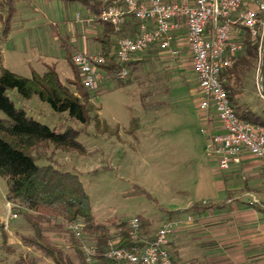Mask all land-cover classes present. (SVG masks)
I'll use <instances>...</instances> for the list:
<instances>
[{"label": "rangeland", "instance_id": "rangeland-1", "mask_svg": "<svg viewBox=\"0 0 264 264\" xmlns=\"http://www.w3.org/2000/svg\"><path fill=\"white\" fill-rule=\"evenodd\" d=\"M16 7L12 30L0 42L2 65L30 77L32 71L40 74L46 65L55 64L61 82L75 90L68 83L73 80L72 69L54 31L71 36L73 25H81L76 21L77 13L86 11L82 12L79 3L66 4L61 0H19ZM179 54L177 58H169L163 52L155 53L148 61L138 63L130 83L117 87L112 81L99 83L101 90L93 92L91 97L94 107L91 115L98 114L111 130L100 132L91 120L78 135L84 154L56 149L52 155L57 167L77 174L97 221L112 216L128 220L141 215L152 222L153 234L165 220L167 210L182 209L194 202L220 201L225 197L224 187L231 188L230 183L234 186L233 196H241L251 206L264 209V182L259 169L255 174L235 175L227 184H222L224 172L216 169V162L206 152L207 139L202 130L207 125L197 106V90L190 91L195 80L190 61L186 55ZM258 73L264 77V56L259 70L256 57L246 76L245 95L240 99L255 111L264 110V101L255 88ZM7 94L16 107L50 128L81 126L68 120L67 113H55L37 96L23 100L15 90H8ZM4 117L0 110V118ZM47 163L51 162L37 160L38 165ZM134 186L145 193H129ZM6 191V180L0 175V218L3 220L11 215ZM173 220L187 222L184 215ZM9 222L19 224L21 218L17 216ZM111 231L115 228L111 227ZM8 232L9 243L16 250L11 254L0 253V263L31 253L39 258L40 264H52L39 252L21 244L20 234L26 233L25 229L10 228ZM50 236L58 247L68 250L65 237ZM183 257L178 255L179 264L189 262Z\"/></svg>", "mask_w": 264, "mask_h": 264}, {"label": "trees", "instance_id": "trees-1", "mask_svg": "<svg viewBox=\"0 0 264 264\" xmlns=\"http://www.w3.org/2000/svg\"><path fill=\"white\" fill-rule=\"evenodd\" d=\"M18 1L0 0V42L6 40L12 30ZM61 1L66 4L79 3L90 13L91 23H101L104 26L105 33L99 39L100 50L97 53L104 58V62L99 65L102 69L101 85L105 81L114 82L116 87L132 82L137 64L148 61L158 51L156 48L155 50L149 48L145 51L151 53L150 56H145L144 52H141L140 58L137 54L125 63L118 62L115 57L116 39L119 36L135 35L137 21L134 17L127 16L122 30L117 32L110 24L100 21L99 14L103 6L100 1ZM54 36L72 69L73 80L68 83L72 84L75 90L61 82L55 64L46 65L40 74L32 71L30 77H25L2 65L0 51V110L5 115L4 118H0V175L6 180L5 198L11 204L10 212L21 218L19 224L0 220V253L11 254L16 250L15 246L9 243L10 228L25 229L27 232L20 234L21 244L39 252L42 258L49 259L52 264H86L79 241L68 230L71 222L81 223L85 240L96 246L99 257L102 256L105 241L109 238L120 236V245H131L135 241L128 235L127 220L112 216L105 221H97L91 209L89 196L77 174L60 169L53 159L52 155L56 149L85 153L78 135L91 120H94L95 128L100 132L110 129L98 118V114L91 115L94 110L91 97L93 92L100 91L101 88L97 86L91 90L84 85L80 71L73 62L77 51L70 35L55 30ZM244 45L243 52L235 58L232 66L221 72L220 80L237 116L250 123L264 126V110L255 111L247 102L240 100L246 92V76L252 70L257 57L256 44L248 36L244 37ZM123 69H127L125 77L120 76ZM134 79H137L136 76ZM8 90H15L18 98L23 100L37 96L41 101L48 103L55 113H67L68 120L78 122L81 126L50 128L27 114L23 108L16 107L7 94ZM116 130L115 128V133ZM41 159L51 163L38 165L37 160ZM134 187L129 193H145L142 188ZM227 199L221 202L208 200L190 203L182 209L167 210L164 216L165 219L172 220H179L183 215L196 218L209 209L224 207ZM137 216L141 222V236L150 234L152 222L141 215ZM111 227L115 228L114 232L111 231ZM50 234L65 237L68 250L58 247ZM169 244L170 239L169 253L174 264H179L178 254L172 251ZM0 264L40 263L34 254L24 253L13 261Z\"/></svg>", "mask_w": 264, "mask_h": 264}, {"label": "built area", "instance_id": "built-area-1", "mask_svg": "<svg viewBox=\"0 0 264 264\" xmlns=\"http://www.w3.org/2000/svg\"><path fill=\"white\" fill-rule=\"evenodd\" d=\"M102 3L100 21L120 32L126 17L137 21L132 37L116 39L115 57L125 63L149 48L179 55L186 45L190 65L196 78L197 106L205 121H215L218 129H203L207 139V155L224 172L231 164H240L250 156L259 161L264 182V126L250 123L234 111L220 74L231 67L244 50L248 36L257 47L258 70L264 56V0H98ZM86 19L91 23V15ZM77 21L82 17L79 13ZM84 85L94 90L102 80L99 67L104 58L97 53L77 52L73 58ZM127 75L123 69L121 77ZM255 88L264 101V77L258 73ZM10 209L11 204L7 201ZM17 216L13 213L11 218ZM191 215L186 221H192ZM181 221L165 219L150 235L141 236L138 216L127 220L135 243L120 245L121 237L105 241L102 256L96 246L85 240L79 221L71 222L68 230L79 241L86 264H174L168 250L170 235ZM7 223V221H5Z\"/></svg>", "mask_w": 264, "mask_h": 264}, {"label": "crops", "instance_id": "crops-1", "mask_svg": "<svg viewBox=\"0 0 264 264\" xmlns=\"http://www.w3.org/2000/svg\"><path fill=\"white\" fill-rule=\"evenodd\" d=\"M81 10L86 11L83 8ZM79 14L82 17L79 21L81 25H73L71 41L77 52L98 53L99 39L105 33L104 26L101 23H87L85 18L90 15L88 11ZM182 46L180 53L186 55L188 59L186 45L183 43ZM163 53L164 57H172L168 52ZM150 54L144 51L145 56ZM156 54L161 55L162 51L158 50ZM140 56L141 54L138 58ZM193 77L195 79L193 89L189 88L191 92L196 88L195 75ZM204 122L207 127L218 129L217 122L205 120ZM256 169L262 174L259 161L247 156L240 164H231L229 169L224 171L222 184H227L228 179L238 174H255ZM230 186L231 188L224 187L225 197L218 201L228 198L224 207L209 209L193 218L191 223L182 220L170 235L169 247L174 248L179 256H184L189 261L185 264H264V210L251 206L249 204L251 202L242 199L241 196H233L234 186L231 183ZM0 220L9 222L10 218Z\"/></svg>", "mask_w": 264, "mask_h": 264}]
</instances>
